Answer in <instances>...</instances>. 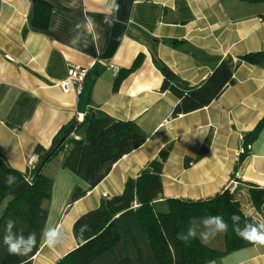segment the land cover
<instances>
[{
	"label": "crops",
	"instance_id": "1",
	"mask_svg": "<svg viewBox=\"0 0 264 264\" xmlns=\"http://www.w3.org/2000/svg\"><path fill=\"white\" fill-rule=\"evenodd\" d=\"M51 6L46 30L32 27L33 2ZM264 52V3L240 0H0V159L25 174L30 185L41 173L52 181V196L42 203L47 219L31 264H56L77 246L72 229L102 199L123 193L159 153L170 148L163 165L162 197L205 201L224 190L233 194L244 216L264 228V214L252 206L249 186L264 188V127L245 148L243 139L264 119V67L240 65L232 83L206 108L172 118L177 100L160 92L170 71L184 86H199L227 57ZM138 67L115 86L120 73ZM79 97L60 83L71 67L88 68ZM109 66L117 67L115 75ZM90 110L118 122L135 123L145 138L124 156L93 190L61 168L63 155L43 165L37 147L53 152L75 135ZM75 188L86 195L69 205ZM19 189L12 191L14 197ZM5 206V204H4ZM3 206V207H4ZM2 207V208H3ZM137 206L118 215L119 242L93 264H155L136 216ZM206 219L192 222L198 240L224 252V235ZM22 225L0 229V264L8 255L5 236L16 238ZM55 231L63 243L49 247ZM201 233L210 238L201 241ZM208 264H264V245L232 252Z\"/></svg>",
	"mask_w": 264,
	"mask_h": 264
},
{
	"label": "trees",
	"instance_id": "2",
	"mask_svg": "<svg viewBox=\"0 0 264 264\" xmlns=\"http://www.w3.org/2000/svg\"><path fill=\"white\" fill-rule=\"evenodd\" d=\"M240 1L248 4L264 3V0ZM51 12L50 5L34 1L32 27L46 30ZM138 64L139 59L130 70L120 73L115 86L133 72ZM242 64L264 67V52L239 56L236 62L227 57L196 87L182 85L170 71L158 67L163 77L160 92H168L177 100L171 117L177 118L209 106L232 83L234 72ZM262 127L264 119L244 136L245 151L239 158L240 162L246 156L247 147L257 139ZM75 135L79 139L62 140L49 154L41 147L35 149V154L41 159L45 157L43 165L62 154L61 168L86 183L89 190L97 187L119 160L140 148L145 142L135 123L115 121L97 110H90L83 121L77 123ZM169 151V147L162 150L157 159L150 162L136 179H128L120 196L102 199L95 210L81 215L72 229L76 248L56 264H93L104 254L111 253L119 242L115 218L131 210L134 205L137 206L135 216L138 225L148 242L155 264H208L232 252L256 245L236 234L244 229L246 224H259L244 216L233 194L228 190L205 201L167 200L165 211L157 209L156 204L162 197V169ZM9 176L14 179L9 181ZM25 178V174L12 169L0 159V229L22 225L24 247H31L29 236L33 233L37 244L27 256L8 253L1 264H31V259L40 247L41 234L48 216L47 211L42 208V203L51 199L52 181L41 173L36 175L30 185L25 184ZM248 186L253 208L257 213L264 214V188ZM15 189H19V192L10 198ZM85 195L86 191L75 188L69 205L72 206ZM233 214L237 216L236 219H233ZM215 215L222 216L228 225V231L223 233L224 252L209 249L197 237L189 236V230H193V221ZM178 237H186L188 241L177 239ZM117 264L134 263L130 259H124Z\"/></svg>",
	"mask_w": 264,
	"mask_h": 264
},
{
	"label": "clouds",
	"instance_id": "3",
	"mask_svg": "<svg viewBox=\"0 0 264 264\" xmlns=\"http://www.w3.org/2000/svg\"><path fill=\"white\" fill-rule=\"evenodd\" d=\"M13 179L14 178L9 176V181H12ZM232 217L233 219L237 218L235 214H233ZM210 222L215 224L216 234L225 233L228 231V225L224 221L222 216L215 215V216L208 217L204 222L205 228H207ZM236 234L250 243L264 245V228H261L259 225L246 224L244 229L238 231ZM189 236L193 238L196 237V232L190 229ZM58 237H59V234L56 233L55 231H50L46 233L45 240L47 242V245L49 247H54L58 244L63 243V240ZM200 238L203 243H207L210 237L205 233H201ZM177 239H183L185 242L188 241L186 237L185 238L178 237ZM29 240H31L32 242L31 247H24V240L22 236H18L16 238L5 236L4 243L7 245V250L10 254L27 256L30 252L33 251V249L37 245L35 243L34 233L30 234Z\"/></svg>",
	"mask_w": 264,
	"mask_h": 264
},
{
	"label": "built area",
	"instance_id": "4",
	"mask_svg": "<svg viewBox=\"0 0 264 264\" xmlns=\"http://www.w3.org/2000/svg\"><path fill=\"white\" fill-rule=\"evenodd\" d=\"M93 67L90 65L88 68L81 67H71L67 71L66 78L60 83V88L64 93H73L76 97H79L83 90L84 81L89 70ZM109 69L115 74L118 75L120 70L117 67L109 66ZM72 138L79 139L76 135H73Z\"/></svg>",
	"mask_w": 264,
	"mask_h": 264
}]
</instances>
